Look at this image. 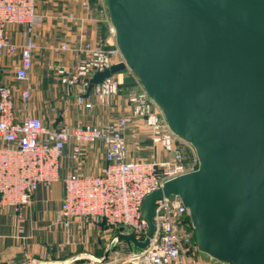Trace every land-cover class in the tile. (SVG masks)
Listing matches in <instances>:
<instances>
[{
  "label": "water",
  "instance_id": "95a60500",
  "mask_svg": "<svg viewBox=\"0 0 264 264\" xmlns=\"http://www.w3.org/2000/svg\"><path fill=\"white\" fill-rule=\"evenodd\" d=\"M123 61L84 82V94L129 70L190 145L198 169L144 199V241L118 228L104 257L145 250L157 200L188 208L197 250L220 264H264V0H103ZM6 264V263H5Z\"/></svg>",
  "mask_w": 264,
  "mask_h": 264
},
{
  "label": "built area",
  "instance_id": "2783aa9c",
  "mask_svg": "<svg viewBox=\"0 0 264 264\" xmlns=\"http://www.w3.org/2000/svg\"><path fill=\"white\" fill-rule=\"evenodd\" d=\"M62 19L65 23L81 20L74 14ZM44 21L45 16L38 12V0H0V58L17 56L12 83L0 82V209H11L23 220L24 210L40 187L61 180L68 147L71 159L80 165L86 147L101 145L107 161L101 174L88 175L77 168L62 179L64 199L56 222L67 229L73 220L104 223L112 229L124 227L134 233L136 240L144 241L148 232L141 212L145 197L166 181L197 170L196 154L186 156V148H193L170 131L163 113L142 84L129 93L127 114L106 123L47 125L34 109L36 84L32 81L35 56L40 49L35 30ZM10 26L21 28L20 43L12 39ZM109 32L115 39L111 24ZM53 52L57 57L68 53L76 62L67 64L48 58L44 62V78H53L84 109L92 110L96 104L111 107L125 85L126 73L132 74L129 70L113 74L85 98L86 79L123 61L116 44L107 47L80 38L74 46L60 43ZM75 90L79 91L77 95ZM137 120L150 130L152 146L168 155L165 160L131 157L130 142L136 150L142 149L143 134ZM154 223L156 230L149 246L143 251H131L125 264H193V227L188 208L178 196L155 202Z\"/></svg>",
  "mask_w": 264,
  "mask_h": 264
},
{
  "label": "crops",
  "instance_id": "0c3cea01",
  "mask_svg": "<svg viewBox=\"0 0 264 264\" xmlns=\"http://www.w3.org/2000/svg\"><path fill=\"white\" fill-rule=\"evenodd\" d=\"M38 0V12L40 3ZM44 49L47 51L44 60L63 61L74 64L75 58L66 53L55 56L53 48L60 43L68 42L71 46L83 38L93 44L114 47L115 40L109 34L110 22L102 4L97 0H44ZM74 14L80 21L65 23L63 16ZM16 43L23 40L19 27L8 28ZM35 39L41 47V31H35ZM5 58H0V74L10 72L2 78L1 83H12L13 71L7 70ZM9 64V62H8ZM45 69L35 63L32 81L36 84L33 101L36 113L44 118L51 127L76 125L78 123H106L119 117L118 112H129L127 99L132 90L140 89L141 83L133 74L126 73V81L120 94L109 108L97 105L88 110L78 107L75 96H67L61 86L54 83L53 78H44ZM12 74V75H11ZM79 93L75 90V95ZM53 114L51 118L49 114ZM136 124L142 131V149L136 150L130 142L131 157L138 159L165 160L168 155L155 148L149 139L150 130L143 128V121ZM48 125V124H47ZM71 148H67V156L63 162L61 180L49 187H40L34 194L32 203L24 210V219L19 220L11 209H0V264H86L92 258L101 259L114 231L106 225L95 224L87 220H73L70 228L56 222L64 199L62 179L75 169L88 175H99L107 165L105 149L101 145L86 147L84 161L76 165L70 157ZM103 238V239H102ZM122 244V243H121ZM132 248V245L125 243ZM118 247V246H117ZM116 247V248H117ZM103 252V255H102ZM84 260V261H83ZM86 260V261H85ZM195 264H205L203 261Z\"/></svg>",
  "mask_w": 264,
  "mask_h": 264
},
{
  "label": "rangeland",
  "instance_id": "374dc122",
  "mask_svg": "<svg viewBox=\"0 0 264 264\" xmlns=\"http://www.w3.org/2000/svg\"><path fill=\"white\" fill-rule=\"evenodd\" d=\"M99 3L100 4H104L103 1L99 0ZM46 4H45V1L43 0L42 3H40V12L44 13V10L46 9ZM41 13V14H42ZM41 31V47L40 49L38 50V52L36 53V56H35V63L37 65H40L42 66L44 69H45V66H44V58H45V55H46V50L43 48L44 47V37H45V30H44V26H41L39 28H37ZM36 29V30H37ZM35 30V31H36ZM110 34V32H109ZM110 36L112 37V35L110 34ZM114 39V37H112ZM115 40V39H114ZM56 56V55H55ZM6 59V64H5V67L7 68V70H11L13 71L14 70V61L17 59V56L14 57V59L12 58H8V57H4ZM9 62V64H8ZM10 75V72H2L1 71V74H0V82H3L1 79L4 78V77H7ZM12 75V74H11ZM34 99H35V95H34ZM127 99V98H126ZM126 114V111L120 113L118 112L117 115H124ZM49 116L51 118H56L53 117V114L51 112V114H49ZM49 125V123H47ZM185 154L186 156L188 157H192L194 155V151L193 149L187 147L186 148V151H185ZM111 231H113L112 228L108 227ZM103 239V238H102ZM192 244H194V232H193V240H192ZM195 245V244H194ZM195 247V246H194ZM133 250H136L134 247H132ZM194 252L192 253V258H193V264L199 262V260L203 261L205 264H220V263H217V262H214V261H211L207 256L201 254V253H198L197 252V248L195 247L194 248ZM131 253V248L129 245L125 244V243H122V244H119L117 248H115L110 256V259L108 261V263L106 264H125V262L128 260V256L129 254ZM102 255H103V252H102ZM84 261V260H83ZM86 261V260H85ZM89 263L86 262V264H93V262L91 260L88 261Z\"/></svg>",
  "mask_w": 264,
  "mask_h": 264
},
{
  "label": "trees",
  "instance_id": "16d2710c",
  "mask_svg": "<svg viewBox=\"0 0 264 264\" xmlns=\"http://www.w3.org/2000/svg\"><path fill=\"white\" fill-rule=\"evenodd\" d=\"M103 225H105L104 223H101ZM117 229H113V231L115 232ZM193 232H194V244H195V247L197 248V240H196V232L195 230L193 229ZM131 251H136V250H133V248H131ZM198 252V250H197ZM199 253V252H198Z\"/></svg>",
  "mask_w": 264,
  "mask_h": 264
}]
</instances>
